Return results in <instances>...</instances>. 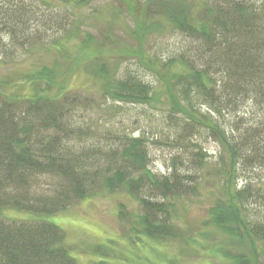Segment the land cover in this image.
<instances>
[{"label":"rangeland","instance_id":"rangeland-1","mask_svg":"<svg viewBox=\"0 0 264 264\" xmlns=\"http://www.w3.org/2000/svg\"><path fill=\"white\" fill-rule=\"evenodd\" d=\"M175 1L93 0L79 5L78 0H0V44L13 52L5 60L0 57V79L9 81L1 91L20 98L35 92L55 97L59 90L75 89L79 103L88 97L92 105L81 107L70 121L77 125L69 124L66 130L68 147L84 151L102 147L118 154L124 137L139 138L146 171L157 181L156 190L100 189L47 217L65 231L78 264H230L219 250L248 256L252 250L264 252V242L247 237L245 231L240 240H226L208 223L210 209L216 201L227 202L230 188L243 190L241 214L251 224L264 226V167L258 154L264 145V97L254 85L236 88L223 83L213 58L204 55L206 43L167 24L162 16L165 6ZM177 1L192 9L199 0ZM262 24L264 28V20ZM74 29H79L80 39L92 37L79 56L72 50L75 40L66 44L67 54L54 45ZM246 36L237 43L247 44ZM90 52L97 57L95 64ZM101 64L108 79L136 77L147 84L149 102L111 100L105 94L106 81L97 74ZM185 64L213 78L208 102L194 89H189L188 101L174 95L173 80L186 75ZM41 68L51 71L43 77L49 86L22 83L24 72ZM221 132L235 151L234 166L221 145ZM58 184L56 178L42 175L30 183V194L50 195ZM168 188L173 192L165 191ZM138 199L153 203L151 219L169 220L170 236L131 240L138 232L132 227H138L136 221L145 213ZM9 216L28 217L14 212ZM257 260L264 264V254Z\"/></svg>","mask_w":264,"mask_h":264},{"label":"trees","instance_id":"trees-1","mask_svg":"<svg viewBox=\"0 0 264 264\" xmlns=\"http://www.w3.org/2000/svg\"><path fill=\"white\" fill-rule=\"evenodd\" d=\"M92 1L78 0V4ZM13 8L19 10L15 4ZM165 9L162 16L170 27L206 43L207 52L204 55L213 58L217 66L216 75L223 83L236 88L238 84L254 85L259 89L258 95L264 97V0H199L192 9L176 0L166 5ZM69 33L60 36L54 45L67 54L66 44L75 40L72 50L79 56L89 47L92 37L87 35L85 39H80L79 29ZM241 35H248L247 44L237 43ZM5 48L0 44V57L4 60L13 55ZM89 54V58L93 59L91 63L95 64L97 57L92 52ZM185 65L186 75L173 80L174 95L188 101L189 89H194L198 97L208 102L215 86L213 78L208 77L205 70H194ZM97 74L106 81L105 94L111 100L131 104L149 102V87L138 78L108 79V71L103 64L97 69ZM49 75L51 71L47 68L24 72L22 83L35 85L45 82L49 86L45 79ZM8 84V78L0 79V264H78L71 255L65 231L47 217L64 212L100 189L113 192L118 188L132 191L133 188L149 187L156 190L157 181L151 180L146 171L145 157L139 150L142 141L124 137V145L121 149L117 148L118 154L103 151L102 147L87 151L68 147L65 134L70 121L81 107L87 109L92 105V99L85 97L86 100L79 103L80 95L75 89L59 90L61 94L55 97L35 92L13 98L1 91ZM71 125L75 127L76 121ZM82 131L85 134V130ZM220 136L221 145L228 151L234 166L237 160L235 151L222 132ZM262 148L258 154L264 167ZM132 174L138 176L131 178ZM42 175L56 178L60 184L50 195L35 197L30 194V183ZM167 190L168 193L173 192L171 188ZM226 194L227 202L216 201L210 209L208 223L223 233L226 240H240L245 231L246 236H254L264 242V226L251 224L241 214L243 190L229 188ZM138 201L145 213H140L136 221L138 227H132L138 232L130 237L131 240H139L141 235L150 240L170 236L173 225L169 220L158 222L151 219L148 212L152 211L153 203L144 199ZM10 212L28 217L9 216ZM100 246L104 250L107 248L106 245ZM219 251L230 264H259L257 256L264 254L253 250L249 251V256L230 249Z\"/></svg>","mask_w":264,"mask_h":264}]
</instances>
